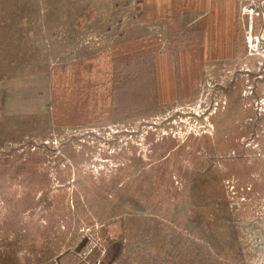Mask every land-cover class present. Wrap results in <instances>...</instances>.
<instances>
[{"label": "rangeland", "instance_id": "1", "mask_svg": "<svg viewBox=\"0 0 264 264\" xmlns=\"http://www.w3.org/2000/svg\"><path fill=\"white\" fill-rule=\"evenodd\" d=\"M182 1L0 0V264H264V0Z\"/></svg>", "mask_w": 264, "mask_h": 264}, {"label": "crops", "instance_id": "2", "mask_svg": "<svg viewBox=\"0 0 264 264\" xmlns=\"http://www.w3.org/2000/svg\"><path fill=\"white\" fill-rule=\"evenodd\" d=\"M175 1H180L182 9L184 8V4L182 0H142L141 4L143 6V14L145 15L146 20H152V16H162L164 14H175L179 12L176 9V6H179ZM205 0L193 1V3L189 4L188 7L193 10L199 9L200 6H205ZM164 60V59H162Z\"/></svg>", "mask_w": 264, "mask_h": 264}]
</instances>
